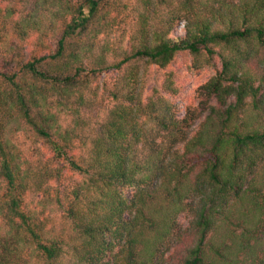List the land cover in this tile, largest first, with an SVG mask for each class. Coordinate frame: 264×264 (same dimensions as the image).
Segmentation results:
<instances>
[{
    "label": "trees",
    "instance_id": "trees-1",
    "mask_svg": "<svg viewBox=\"0 0 264 264\" xmlns=\"http://www.w3.org/2000/svg\"><path fill=\"white\" fill-rule=\"evenodd\" d=\"M0 264H264V0H0Z\"/></svg>",
    "mask_w": 264,
    "mask_h": 264
},
{
    "label": "rangeland",
    "instance_id": "rangeland-1",
    "mask_svg": "<svg viewBox=\"0 0 264 264\" xmlns=\"http://www.w3.org/2000/svg\"><path fill=\"white\" fill-rule=\"evenodd\" d=\"M173 35H185L184 24H178L173 30ZM30 51L34 48L29 39L22 40L19 42ZM191 62H186L182 57L179 58L178 62L171 66V68L177 73V83L181 86L182 90L180 94L174 99L176 104L179 106L180 115L183 116L185 113L186 106L190 104L197 103V89L204 83H206L211 76L221 68V64L218 61L216 67L205 66L200 70L190 69ZM116 76L115 72L108 73L104 76L105 79H112ZM151 91V85L147 88V93ZM16 127V126H15ZM22 127L18 129V131L14 134V137L20 138L21 141H24V135ZM20 142V141H19ZM24 144V142H21Z\"/></svg>",
    "mask_w": 264,
    "mask_h": 264
}]
</instances>
